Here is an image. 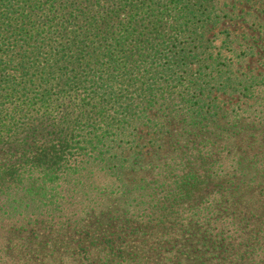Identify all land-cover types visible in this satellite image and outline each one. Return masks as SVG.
Returning a JSON list of instances; mask_svg holds the SVG:
<instances>
[{
	"label": "trees",
	"instance_id": "16d2710c",
	"mask_svg": "<svg viewBox=\"0 0 264 264\" xmlns=\"http://www.w3.org/2000/svg\"><path fill=\"white\" fill-rule=\"evenodd\" d=\"M220 12L0 0V264H264V22L223 109Z\"/></svg>",
	"mask_w": 264,
	"mask_h": 264
},
{
	"label": "rangeland",
	"instance_id": "374dc122",
	"mask_svg": "<svg viewBox=\"0 0 264 264\" xmlns=\"http://www.w3.org/2000/svg\"><path fill=\"white\" fill-rule=\"evenodd\" d=\"M221 8L220 21L215 25H208L205 37L208 39V62L210 66L206 69L208 79L206 89L216 95L215 103L223 109H230V105L236 102V76L250 66L255 67L256 58L247 52L244 46L252 47L256 42V35L259 32V24L264 22V0H213ZM261 47L256 50H260ZM247 50V51H246ZM214 84V87H212ZM213 88H216L217 91ZM160 125L166 124V117L156 113ZM172 128L178 129L179 122L168 123ZM162 126V125H161ZM144 138L147 137L146 130L141 131ZM166 145V144H165ZM149 149L143 148V151ZM157 152H147L148 160L156 159Z\"/></svg>",
	"mask_w": 264,
	"mask_h": 264
}]
</instances>
